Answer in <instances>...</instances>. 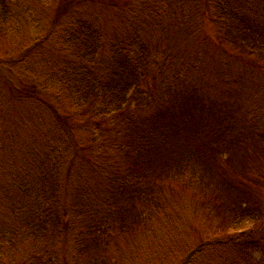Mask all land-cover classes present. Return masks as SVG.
<instances>
[{
  "label": "trees",
  "instance_id": "obj_1",
  "mask_svg": "<svg viewBox=\"0 0 264 264\" xmlns=\"http://www.w3.org/2000/svg\"><path fill=\"white\" fill-rule=\"evenodd\" d=\"M101 5L147 24L108 35ZM26 38L0 115V264H109L119 237L173 225L180 264H264V0H0V46ZM22 109L32 132L6 133Z\"/></svg>",
  "mask_w": 264,
  "mask_h": 264
},
{
  "label": "rangeland",
  "instance_id": "obj_2",
  "mask_svg": "<svg viewBox=\"0 0 264 264\" xmlns=\"http://www.w3.org/2000/svg\"><path fill=\"white\" fill-rule=\"evenodd\" d=\"M95 8L97 10L96 15L95 18L92 19L98 24L102 25L106 34L108 35L114 32L115 28L119 27L127 33L133 34L136 31L135 28H137L140 23L142 25L147 24L140 22L139 18H135L137 14L143 17V14L140 8H136L134 6L132 9H129L130 14H128V18L124 22H116V13L113 10L109 12V9H104L102 5ZM31 15L36 19V21L31 22V24H29V28H33L31 33L33 36H35L37 33H41L43 31L41 23L44 21V16L42 15L43 18L40 19L38 9H36L34 12H31ZM38 24L39 26L35 27ZM152 37L153 39L156 38L154 39L155 43L160 37V34H153ZM29 42V39L26 38L19 44H12V46L2 44L0 46V115L4 114L5 118L12 117V115L7 113L9 109V92L8 87L6 84H4V82L6 79L8 82L10 81L9 83L15 82L16 77L14 74L24 75V70L26 67L24 64L21 65L19 61L22 55L18 54L17 47L19 46V48H23L25 45L29 48ZM38 47H40V44H38ZM27 112L24 109H22V114H20V112H16L14 116L17 117V126H14L12 121L10 122L12 124L4 131L6 133H31L33 123L28 122ZM19 124L22 125L20 126ZM168 196L171 197L170 194H168ZM182 199L183 197L179 196L178 201H181ZM170 200L174 201L173 198H170ZM189 200L190 198L185 200L183 205L186 207V212L189 215H194L196 221H198L203 217V213L198 209L199 206L196 203L192 204V201L190 200V203ZM169 205L173 206L172 203ZM192 210H194L195 213H193ZM181 232V230H177L175 225H173L167 230H163L161 232L156 231L155 235H150L147 239L135 236H133V239L132 237H119L116 242L117 248L114 247L110 251L108 260L109 264H180L179 256L170 245L171 241L175 240L177 235ZM202 260H204V258ZM211 260L213 261L209 260V263L197 261L194 264H230V259L224 255L219 256L217 259Z\"/></svg>",
  "mask_w": 264,
  "mask_h": 264
}]
</instances>
